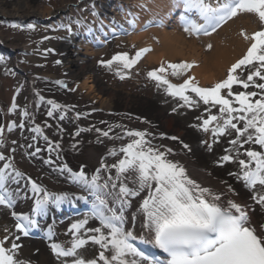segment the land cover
<instances>
[{
    "label": "snow or ice",
    "instance_id": "1",
    "mask_svg": "<svg viewBox=\"0 0 264 264\" xmlns=\"http://www.w3.org/2000/svg\"><path fill=\"white\" fill-rule=\"evenodd\" d=\"M179 3L183 5L185 12L195 13L203 21L198 24L184 18L185 31L189 33L203 32L208 35L209 29L215 31L240 13H254L264 23V0H215V2L179 0ZM241 35L245 40L251 41L246 54L231 66L227 79L212 88L198 87L192 83V78L180 85L171 84L163 75L157 74L168 70L163 64L148 75L167 85L169 94L179 96L186 104L196 103L185 95V91L190 89L204 104L219 105L221 117L210 115L205 119L203 121L205 132L209 130L208 126L213 121L222 120L223 122L217 123L213 129L214 135H224L231 128L236 133V139L229 141L232 145L239 144L243 147L244 144L251 142L264 149V83L254 81L255 77L264 81V30L256 31L251 36L244 32H241ZM145 51L149 50H140L133 59H129L127 53L118 54L107 63L111 65L113 61H120L124 68H130ZM242 66H251L254 69L249 70L246 80L234 75ZM191 67L192 65L188 63L168 65L173 76ZM249 82H253L252 85ZM233 84H240L244 89L254 86L260 89V93L255 91L233 93L231 91ZM222 89L228 90L227 97L221 95ZM232 96H235V102L239 107H233V101L228 98ZM258 96L259 98H256ZM43 99L41 96L40 100ZM47 103L51 104L53 109L60 107L51 100ZM48 115L52 116V111H49ZM60 119L64 117L61 116ZM233 121L242 122V127H238ZM20 127H23V124ZM2 131L3 129H0V133ZM33 131L40 132L41 129L37 126ZM76 134L79 135V132ZM103 135L108 136V132H104ZM126 135L132 139L119 149L123 158L111 165L103 162L101 164L104 171L110 172L111 169H115L114 176L109 174L102 177L101 169H97L96 174L89 179L83 170L72 172L66 164L60 169L62 172L67 171L73 183L82 186L94 197L91 215L100 223V227L88 229L97 235H91L87 239L76 236L70 247L65 248L55 242L50 244L57 258H72L70 261L65 259L63 264H98V260L103 264H264V223L254 227L247 212L232 200H228L226 205L219 203L221 194L213 192L208 187H202L187 175L186 169L179 162L168 159L172 149L161 151L145 139L146 133L142 131L129 130ZM44 139L47 141L48 138L45 136ZM56 147L58 148L59 144ZM208 147L211 149V145ZM39 151L37 148L36 152ZM109 154L117 155L115 150H110ZM244 154L248 159L238 161L242 175H238L237 178L243 179L248 188L254 189L259 185L264 189V151L249 148ZM4 159L5 157L0 155V160ZM233 159L234 157L230 155L221 157L222 161ZM11 167L10 163H6L0 169V205L8 208L14 206L20 193L19 188L12 190L9 185L18 184L17 178L24 175L18 170H14V175L5 171ZM29 183L32 192L37 194L32 208L33 216L45 215L50 202L59 207L69 198L68 193L59 195L49 193L31 179ZM141 193L146 194L141 197L139 207L132 213V222L134 224L138 216H143L141 227L150 236V242L154 247L166 254V259L150 256L141 251L133 243L137 239L134 231L125 227L127 223L125 212L132 207L133 199L140 197ZM79 198L85 199L83 196ZM253 199L264 207V194H258ZM111 204L118 207L110 206ZM12 215L18 221L16 228L24 236L29 235V230L37 226V221L29 215L18 214L15 211ZM87 223V219L77 221L71 225L69 231L75 235ZM104 229H107V232ZM53 235L52 229L49 228V238ZM140 238L143 239V236ZM16 240H19V236L11 241L8 236L0 240V264H28L17 258L20 245L15 242ZM89 241L102 249L98 254V260H86L78 252V249H82ZM6 243H10V247H5ZM106 252L110 255H106Z\"/></svg>",
    "mask_w": 264,
    "mask_h": 264
},
{
    "label": "rangeland",
    "instance_id": "2",
    "mask_svg": "<svg viewBox=\"0 0 264 264\" xmlns=\"http://www.w3.org/2000/svg\"><path fill=\"white\" fill-rule=\"evenodd\" d=\"M32 1V6L37 12L44 13L46 10H63L61 15L66 17V21L63 24L48 26L45 15H30L17 19L0 16V34L6 43L18 48H27L26 51L16 49L9 50V52L0 49V129H3L2 133H0V155L5 157L4 160H0V169L6 163H10L12 167L6 169V172L14 175V170H18L24 174L22 177L17 178L19 183H15L16 185L14 186L21 190L22 186L29 183V179H31L49 193L59 195L65 193L64 186L66 185L63 180L53 179L50 173L44 171L49 169L46 161L51 162L54 169L55 167L57 169L62 168V162L53 141L48 142L38 132L33 131V127H30L31 124L26 119L24 113H28L27 78H32L36 81L34 98L37 99L35 101L38 108L37 123L43 126L50 138L55 139L54 142H61L59 133L61 128H65L68 129V134L72 137L66 140L67 142H71L69 143L71 148L78 147V142L82 139L87 141V138L93 144L101 146L105 137L103 135L106 132L105 127L108 124L113 125V117L124 114L131 119L139 121L141 124L152 123L151 125L155 126L161 135L168 138L176 136L177 129L191 131L195 135V143L199 146V149L202 153H205L207 156L209 155L208 163L216 166L221 165L220 167L223 166L227 169L228 174H237L235 175L237 182L243 180L237 178L238 175H242L238 161L240 159H248L244 153L246 149L253 146V143L249 142L248 144H244L243 147L239 144L234 146L229 143L231 137L229 135L224 137L228 131L234 136L233 139H236L235 130L231 128L223 136L214 135L213 129L217 123H222V120L213 121L208 126L209 130L207 132L203 130V121L208 119L210 115L221 117V113L219 112L220 106H213L211 103L204 104L190 89L185 91V95L189 96L191 100L196 101V103L186 104L179 96L170 95L167 85L161 84L148 75L149 72L159 69L163 64L168 70L165 73L158 72L157 74L163 75L171 83H178L180 85L185 80L192 78V83L196 86L212 88L215 84L227 79L228 70L233 65L232 62L220 78L205 84L200 83L191 74V70L200 63L198 57L192 56L176 60L162 58L161 61L156 63L148 62L146 55L152 51V43L158 44L157 37L150 34L148 39L152 43L150 42L151 44L148 43L149 45L144 46H140V41H131V37L156 27L160 14L145 15L140 13L139 18L135 20L132 14H134V10L138 7L137 4L141 3L142 0H101L111 6L114 5V9L118 8L116 12L119 13L115 16L102 10L98 3L100 0ZM122 7H125V12L120 9ZM102 17H112L108 22L117 26V29L118 26L122 27V29H119L118 33L113 34L106 41L102 40V43H98L95 41L94 36L103 21ZM248 17L251 18V21L244 23V20ZM230 22H232L233 26L220 35V40L223 43H227L229 47L234 43L233 41L236 37L242 36L241 32L251 36L256 31L264 30V23L259 20L257 15L254 13H240L216 28L215 31H209V33H218L223 26ZM164 24H167L168 28L175 29L176 21L170 20ZM46 28L50 32L47 33ZM179 30L182 31L184 38L196 40L195 42L200 47L199 51L202 54L208 53L213 49V39H204V36L207 35L203 32L195 34L182 29ZM85 31L87 35L88 33L91 34L88 50L92 53L86 57L87 63H90L93 67V73H95L100 85L105 89L106 94L113 95L112 108L118 110L125 109L123 112L100 108L98 106L99 100L93 96L92 91L81 87L79 80L70 77V74L64 70L59 59L56 58L60 57L61 52L58 51V47L54 43L64 40L70 34L76 33L82 36ZM50 42H54L53 45ZM1 45L0 43V48ZM142 49H148L149 51L143 52L139 60L130 68H124L123 63L120 61H113L111 65L107 63L108 61H112L114 56L123 53H127L128 58L133 59L136 53ZM83 53L85 54L84 50ZM245 54L238 58L236 62ZM14 59L17 60V66L15 67L12 64ZM180 63H188L192 67L182 71L177 76L171 75L172 70L168 68V65ZM249 70L254 69L251 66H242L234 75H238L240 79L246 80ZM255 78V83H263L258 77ZM57 81L60 83H56ZM252 83L249 82L250 85ZM248 89H244L240 84H233L231 91L233 93L241 91H256L260 93V89L256 90L253 86H250V90ZM227 92V89H222L221 95L227 97ZM41 96L44 97L43 100H40ZM123 98L125 100H122ZM228 98L232 101L234 96ZM49 100L54 101L60 107L53 109L52 105L47 103ZM119 100L126 102L125 105ZM138 105L145 109L131 108ZM89 107H93L89 112L92 116L87 115L86 117H82L81 127H73L72 124H65L66 126L64 127V119H60L61 116L67 117L72 113L87 114ZM49 111H52V116L48 115ZM147 111H150L151 114L147 113ZM88 122H91V124H88ZM233 122L237 123L238 127H242V122ZM21 124H23V127H20ZM81 129L83 131H80ZM75 130L79 132V135L73 134ZM74 137L80 139L75 140ZM209 145H211V149H209ZM177 147L184 148L179 142H177ZM37 148L40 149L39 152H36ZM214 148L220 150L213 153L212 150ZM34 152L36 154L32 155ZM225 155H230L234 159L222 161L221 157ZM82 169L85 170V167H82ZM248 190L252 203L253 201L256 202L253 197L263 192V189L259 185L254 189L249 188ZM40 195L42 196V193ZM8 211V207L0 205V215L7 214ZM88 216H92L88 210L68 213L61 220V226L68 230L66 234H63V238L66 240L72 236H79L80 238L87 239L91 235H96V233L88 231L91 228L87 227V224L75 235L69 231L73 222L87 219ZM4 235H0V240L4 238ZM37 241L42 246V240L38 239ZM56 243L61 244L60 241H56ZM101 250L99 245L89 241L82 249H78V252L83 258L88 260L98 259V254ZM65 259L70 261L72 258H57L54 253H51L45 264H63ZM26 262L28 264H39L37 260ZM98 262L100 263L99 260Z\"/></svg>",
    "mask_w": 264,
    "mask_h": 264
},
{
    "label": "bare ground",
    "instance_id": "3",
    "mask_svg": "<svg viewBox=\"0 0 264 264\" xmlns=\"http://www.w3.org/2000/svg\"><path fill=\"white\" fill-rule=\"evenodd\" d=\"M98 3L106 13H110L113 16L119 13L116 12L118 8L114 9V5L111 6L107 2L101 0ZM32 5V0H0V16L3 18L17 19L19 17H28L30 15H45L48 21V26L63 24L66 21V17L61 15L63 10H46L44 13H41L35 11ZM137 5L138 7L134 10V14H132L133 17H135V20L139 18L140 13L145 15H154L157 13L160 14L156 27L147 32L131 37V41H140V46L149 45L152 43L148 39L150 34H153L157 37L158 44H151L152 51L146 55V60L148 62L156 63L161 61L162 58L176 60L190 58L192 56L198 57L200 59V63L191 70V74L202 84L209 83L220 78L231 62L233 64L236 63V60L245 54V52H247V48L251 44V41L245 40L243 36L236 37L233 41L234 43L230 47L227 43H223L220 40V35L233 26L232 22H230L223 26L218 31V33H212L210 35L204 36V39H213L214 47L210 52L202 54L199 51L200 47L195 42L196 40H188L184 38L182 31L179 30V25L183 26V29L185 30L184 18L195 22L199 21L200 18L195 13L185 12L183 5L179 3V0H142V2L138 3ZM120 9H122L123 12L126 11L125 7ZM173 11L177 14V19L181 20V22L177 24L178 27L175 26V29L168 28V25L164 24L167 20H169V17ZM110 18L112 17H102L103 22L100 24V30L98 29L99 32L97 33L99 35L97 38H95L96 42H100L102 40L100 38L101 34H108L110 31L112 32L116 30V27L114 25L112 26V24L108 22V19ZM250 21L251 18L248 17L244 20V23H249ZM45 30L47 33L50 32L47 28ZM83 34L81 36L74 33L66 36L64 40L58 43L50 42L52 45L54 43L58 47V51L61 52L60 57L56 58L59 59L64 70L70 74V77L79 80L81 87H85L87 90L92 91L93 96L99 100L98 106L100 108L103 110H115L123 112L125 109L118 110L112 108L113 95H109L108 93L106 94L105 89H103V87L100 85L95 73H93V67L90 63H87L88 61L86 57L92 53L88 50L91 42V34L88 33L87 35L86 31ZM0 43L6 52L16 49L26 51L27 49L25 47L18 48L7 44L1 34ZM83 50L85 54L83 53ZM12 64L14 67L17 66V60L14 59ZM254 79L256 80V78ZM35 82L36 81H34V79L27 78L26 91L28 113L26 115V119L28 122H30V127H33V129H35L37 126L40 127L41 131L38 132L40 136L43 138L46 136L48 138L47 141H53L55 146L59 144L57 150L62 162V167L66 164L68 168L72 169V172H79L83 170L82 167H85V170L83 171L89 179L92 175L96 174L97 169H101L100 175L102 177H107L109 174L114 176L115 169H111L110 172L104 171V169L101 168L102 162L104 164L111 165L115 163V161L123 158V154L119 152V149L125 146L127 143H130L132 139L126 135V132L129 130L142 131L146 133L145 139L150 141L153 146L160 148L161 151H166L168 148L172 149V154L168 156V159L179 162V164L186 169L187 175L190 178L196 180L197 183H199L202 187H208L212 189L213 192L221 194V200L219 203L226 205L228 200H232L233 202L240 204L244 211L247 212L248 217L254 227H258L259 224L264 223V207H262L257 202L253 201L252 203L249 196V188L245 185V182L243 180V182H237V180H235V175L233 176L228 174L227 169L223 166L220 167L221 165L216 166L212 163H208L209 155L207 156L205 153H202V151L199 149V146H197L195 143V135L191 131H182L177 129V133H175L176 136H174L177 139H171L172 137L168 138L164 135H161L160 132L156 130V127L151 125L152 123L141 124L139 121L131 119L129 116L119 114L113 117V125L108 124V126L105 127L106 132H108V136L103 138V144L101 146L93 144V142L88 141L87 138V141L82 139L80 142H78V147L71 148L69 146V143L71 142H67L66 140H69L72 137L69 136L68 129L65 128H61L59 133V139L61 142H54L55 139L50 138L43 126L40 125V123H37L38 108L35 102L37 99L34 98L36 92ZM254 89L257 90L258 88L254 87ZM248 90H250V87ZM256 98H259V96ZM122 100L125 99L123 98ZM232 101L234 107H239V105L235 102V96ZM121 103L125 105L126 102L122 101ZM92 108L93 107H89L87 114L85 113L80 115L74 113V118H72L73 115L71 117V114H69L67 117L65 116L64 127L69 124H72L73 127H81V118L91 115L89 112ZM131 108L145 109L139 105L136 107L133 106ZM147 113L151 114L150 111H147ZM152 118L154 119V117ZM88 124H91V122H88ZM117 125H119V127H117ZM227 135H229L231 140H233L234 136L231 134V132L228 131L224 137ZM74 138L75 140L80 139L78 137ZM177 142L182 144V146L187 145L188 147L178 148ZM249 148L256 151H264V149H261V147L257 144H253V146H250ZM110 150H115L117 155H110ZM218 150L220 149L214 148L212 152L216 153ZM47 167L49 169L44 171L50 173V176L53 179L64 181L66 184L64 186V191L65 193L69 194V198L61 203L59 207L50 202L45 215L33 216L32 208L34 207L37 194L32 192L31 184L26 183L22 186L19 195L16 197L14 206L9 208L7 214L0 215V235L5 234L4 237L8 236L10 241L14 240L16 236H19V240L15 241L20 245V248L17 251V258L30 262L37 260L39 264H45L49 259L50 254L53 253L50 248L51 243L60 241L63 246L67 248L71 246L72 241L76 238V236H72L66 240L63 238V234L68 232V230L61 226V220L67 213L66 210H72L73 208L78 209L81 207L92 209V202L94 200V197L82 186L72 182V178L67 171L62 172L60 170L61 168L57 169V167L54 169L51 162H48ZM14 185L16 184L11 183L9 188L12 190L17 189V187ZM229 188H231V191H229ZM145 194L146 193H141L140 197L134 198L132 201V207L126 210L125 216L127 218V223L125 224V227L134 231L137 239L134 240L133 243L139 249L141 245H144L155 250L156 247H154V245L150 242V236L146 233V230L141 227L143 216H138L134 224L131 219L132 213L135 212L139 207L141 197H143ZM262 194H264V189ZM81 196L85 197V199H80L79 197ZM108 199L111 200L110 197ZM110 206L118 207L116 204H111ZM13 211L18 214L29 215L37 221V226L29 230V235L24 236L23 233L16 228L18 221L12 215ZM87 220V227H100L99 221L92 216H88ZM49 228H51L54 233L51 238L48 236ZM5 229H7V231H5ZM104 231L107 232V229H104ZM32 234H38L41 236L42 246H40L41 244L36 238L32 237ZM141 236H143V239L140 238ZM5 247H10V243H6ZM144 252L150 256L166 259V257L162 254L154 252L152 253L148 250ZM106 255H110V253L106 252ZM98 264H103V262L100 261Z\"/></svg>",
    "mask_w": 264,
    "mask_h": 264
},
{
    "label": "water",
    "instance_id": "4",
    "mask_svg": "<svg viewBox=\"0 0 264 264\" xmlns=\"http://www.w3.org/2000/svg\"><path fill=\"white\" fill-rule=\"evenodd\" d=\"M175 85H177V84H175ZM72 116V115H71ZM74 133H76V131H74Z\"/></svg>",
    "mask_w": 264,
    "mask_h": 264
}]
</instances>
